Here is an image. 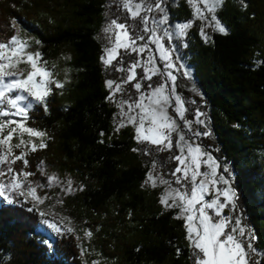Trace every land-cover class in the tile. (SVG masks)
<instances>
[{
	"label": "trees",
	"instance_id": "trees-1",
	"mask_svg": "<svg viewBox=\"0 0 264 264\" xmlns=\"http://www.w3.org/2000/svg\"><path fill=\"white\" fill-rule=\"evenodd\" d=\"M105 6L106 0H0V41L15 34L16 20L39 41L44 61L64 62L67 70L63 87H52L48 110L36 105L29 112L26 125L46 133V147L26 156L28 171L38 175L43 161L77 183L64 202L91 231L87 254L111 264H193L184 221L162 207L158 190L142 187L147 168L133 151L134 130L113 128L97 40ZM173 14L191 18L182 0ZM218 16L228 34L213 33L204 43L191 28L186 58L208 106L210 145L232 172L237 207L264 250V0H224ZM9 196L19 202L0 200V264H84L72 234L48 240L44 217Z\"/></svg>",
	"mask_w": 264,
	"mask_h": 264
},
{
	"label": "snow or ice",
	"instance_id": "snow-or-ice-1",
	"mask_svg": "<svg viewBox=\"0 0 264 264\" xmlns=\"http://www.w3.org/2000/svg\"><path fill=\"white\" fill-rule=\"evenodd\" d=\"M199 2L203 5V9L197 6L196 0H188V3L194 7V17L204 22L200 29L204 41L207 43L211 40L204 30L205 27H211L213 31L227 35L226 26L215 15L217 9L223 6L224 0H199ZM162 3L163 0H154V3H149L148 0H120V6L130 14L131 19L139 18L141 25L139 30L144 34H136L130 30V25L118 22V18L111 19L104 28V32L110 34L106 37L109 43L105 46L104 54L100 59L106 68L115 67L116 71L126 74L120 80L105 81L106 87L111 90L107 99L113 100L117 92L124 91L122 84L134 80L136 83L132 84V87L139 94L135 99L129 97L127 100L117 102L120 109L118 115L121 119L116 130L119 131L120 128L130 124L134 127L136 133L134 139L137 143L155 145L156 151H171L176 148L177 154L169 157L177 162L176 167L171 171L174 180L154 175L156 162L153 161L152 168L146 173L144 185L150 183L153 188L158 184L163 185L160 203L166 208L179 209L175 219L185 222V238L192 249L193 264H259L258 261L252 260L256 249L252 243L255 236L251 230L246 232L239 217L223 213V209L229 205L235 209V191L230 187L223 189L217 187L221 182L228 184V180L217 175L218 162L194 140L186 139L180 124L177 123L176 117L191 131L193 121L185 116L187 111L185 101L176 93L177 76L174 75V72L184 69L182 75L190 77V71L183 63H176L180 57L174 56L176 50L167 44H171L174 38L184 37L186 30L192 27V21L178 25L176 33L161 28L160 26L168 22ZM154 9L163 13L159 19L155 16L142 15V12L151 13ZM205 10L209 15L205 16ZM16 24L17 21L13 20L12 26L15 27ZM150 44L155 45V52L158 53L161 65H157V57L153 55ZM28 47V41L20 38L18 34L12 35L6 41H0V118H4L0 119V149H2L0 165H4L6 169H0V177H8L7 183L0 182V197L9 204L19 201L6 193H15L17 197H25L26 200L32 198L36 203L43 202L44 198L37 195L36 187L28 182V177L33 173L23 168L17 170L11 166L16 161H22L25 167L28 164L24 159L25 153L21 152L17 155L13 152V147L19 149L26 144L23 139L25 133L29 137L46 136L45 132L26 126L29 112L34 104L47 111V98L52 91L51 85L57 88L63 87L61 82L52 79L53 74L45 67L47 62L42 61L41 53L28 52ZM121 49L126 53L137 55V59L131 61L127 67L123 66ZM113 61H117L119 66H113ZM20 63L28 64L30 70L27 72L19 70ZM137 68L143 71L139 79H137L139 75ZM153 76L161 77V82L155 86L152 83L147 84V94L142 92L144 85L140 81H151ZM169 108H172L175 117L169 115ZM202 115L204 113L197 109L196 123L204 124V121L200 120ZM12 117H20V119ZM5 129H8L6 134ZM173 133L176 134L175 144ZM14 134L19 137V143L15 145L11 143ZM202 135H210V132L193 133L195 137ZM27 143L32 145L31 151H35L37 147H46L43 140L39 145L32 143L31 140ZM133 151L140 149L134 148ZM150 151L144 149L146 155ZM202 167L208 170H202ZM48 181L49 184L58 182V178L53 174L48 177ZM67 183L68 190L71 191L72 181L68 180ZM206 196L209 198L206 199ZM221 197L224 198L223 201ZM28 211H33V208H29ZM40 216L44 217L45 213L40 212ZM42 222L57 234L62 232L54 222L47 219ZM66 230L73 231L71 228ZM85 236L90 237L91 232L85 230ZM43 243L47 244L48 241ZM179 252L180 250L177 249L178 254Z\"/></svg>",
	"mask_w": 264,
	"mask_h": 264
},
{
	"label": "rangeland",
	"instance_id": "rangeland-1",
	"mask_svg": "<svg viewBox=\"0 0 264 264\" xmlns=\"http://www.w3.org/2000/svg\"><path fill=\"white\" fill-rule=\"evenodd\" d=\"M179 1L181 0H163L162 7L165 9L168 22L160 26L161 28H167L172 33H176L178 25L192 21V27L186 30V35L184 37H181L178 39L174 38L171 44H167V46L174 48L176 50L174 53V56L178 55L180 57L179 61H176V63L177 64L183 63L186 66L187 70L190 71V77H184L182 75V72L184 71V69H182L179 72H174V75L177 76L176 89H175L176 93L179 94L182 97V99L185 101V107L187 109V111L185 112V116L188 120L193 121L191 125V131H189L188 128L184 127L183 121L179 120L178 117H176L177 123L180 124L181 130L183 131V134L185 135L186 139H188L189 141L194 140L195 143L199 144L204 151L211 153L213 158L218 162L219 167L217 169V175L223 176L226 180H228V184H224L221 182L217 185V187L221 189L230 187L231 189L235 191V205H236L235 209H232L231 205H229L223 209V213L226 215H231L233 217H239V219L241 220L242 226L245 227L246 232H247L248 230H251V228L247 225L245 219L242 217L237 207V204H236L237 191L233 185V174L230 171L229 167L226 164H224L220 159L217 158L213 146L210 145L209 141L211 140V133L210 135H207V136H203V135L199 137L193 136V133L195 131L211 132L209 118H208V106L203 101L198 91V87L195 84L192 67L188 64L187 58H186V49L189 44L188 43L189 37H190L189 31L191 28H194L197 31V34L199 35L201 40L204 43H206L200 35V29L203 26L204 22L194 17V7L188 3V0H182V1H184L187 4L188 9L190 10V13H191V18L189 20L176 19L174 17L173 10L174 8L177 7V4ZM148 2L154 3V0H148ZM196 2H197V6L203 9V5L199 2V0H196ZM220 8L217 9V11L215 12V15L218 17L219 20L220 18L218 16V12ZM204 14L205 16L209 15L206 10ZM142 15H148L149 17L155 16L157 19H159L163 15V13H160L158 10L154 9L151 13L142 12ZM104 18H105L104 24L97 34V40L101 44L102 51L104 50L105 46L108 45L109 43L106 37L110 34H106L104 32V28L108 25L111 19L118 18V22L127 23L128 25L131 26L130 30L134 31L136 34H144L139 30L141 27L139 18L131 19L130 14L120 6V0H106ZM151 26L156 27V25H151ZM14 29H15V34H18L20 38L28 41V44H29V47L27 49L28 52L39 51L41 53V44L37 43V41L34 40L27 31H22L18 23L16 24ZM204 30L211 37V40L207 43H211L213 33H219L217 31H213L211 27H205ZM138 43H143V42L138 41ZM149 47L153 49V55L157 57L156 59L157 65H161V62L158 59V53L155 52V45L150 44ZM120 53H121V56L123 57L124 67H127L131 61L137 59L136 53H126L122 49L120 50ZM103 54H104V51H103ZM41 59H42V54H41ZM61 59L62 61H66L67 57L65 55H62ZM117 59L119 60L120 57H118ZM141 59L143 60V57H141ZM42 61L44 60L42 59ZM62 63L64 64V62ZM62 63H58V64L46 63L45 65V67H47L48 70L52 72L53 74L52 79L59 81V82H61V80L67 76L66 65H62ZM113 66H119L117 65V61H113ZM103 67L106 73V80L108 79L120 80L126 75L123 72L116 71L115 67L106 68L104 63H103ZM19 70L27 72L28 70H30L29 65L26 63H20ZM136 71L139 74L137 79H139V77L143 75V71L141 68H137ZM140 82L144 85L141 91L147 94V91H148L147 84L152 83L155 86L156 84H159L161 82V77L153 76L151 81H140ZM134 83H136L135 80L128 84H122V88L124 89V91L117 92L113 100L107 99L108 102L115 109V112L112 118V124H113V128L115 131H117L116 128H117L119 120L121 119V117L118 115L120 109L117 106V102L120 100H127L129 99V97H131L132 99H135L139 95L136 92V90L132 87V84ZM52 87H55V85H51V88ZM106 89L108 91V96H109L111 90H109L107 87ZM145 103H147V101H145ZM35 106L36 104H34L33 107ZM197 109H199L201 113H204V115L200 116V120H203L204 124H198L195 122ZM125 110H127L126 106H125ZM168 112H169V115L175 117V113L172 111V108H169ZM12 118L17 119V120L20 119V117H12ZM0 119H4V118H0ZM126 127H130L134 130V127L130 124L127 125ZM122 128H120L119 130H121ZM7 131L8 129H5V134ZM134 134L136 135L135 130H134ZM23 139L25 140L26 144L22 145L21 148L19 149L13 147V152L17 155L20 154L21 152L25 153L24 159H26V156H28L31 152H33L31 151L32 145L27 142L31 140L32 143L39 145L41 140H43L44 142L45 136L44 137H35V136L29 137V135L25 133L23 135ZM175 139H176V134L173 133V143L174 144H175ZM11 143L13 145H15L16 143H19L18 135L14 134ZM156 147L157 146L150 145L148 143H138L137 149H140V151H137V152L142 155L144 159V165L147 168V172L152 168V163L153 161H155L156 170H155L154 175H161L165 179L174 180V177L171 176V171L176 167L177 162L169 159V157L177 154L176 148L174 147L171 151H156ZM39 148L40 147H37V149ZM144 149H150L151 151L149 152V154L146 155L144 152ZM0 151H2V149H0ZM20 162L22 164L21 168H23L25 171H28L27 166L25 167L23 165V162L22 161ZM225 169H227V171H225ZM36 170L38 171V175L33 174L32 176L28 177V182H30L33 187H36L37 195L44 198L43 202L36 203L32 198H28L26 200L25 197H21L22 201L24 203L29 204L39 214L40 212L45 213L44 219H47L50 222H54L58 227H60L62 229L61 234H72L74 236L77 244L80 246V252H81L82 258L84 259V264H111L110 262L103 260L101 257H95L93 252L87 254L86 244L89 243L91 236L90 237L85 236V230H87L88 232H91V231L85 224H83L82 221L76 218L71 213L69 208L65 205V202H64L65 198L67 196L74 194L78 190L77 183L69 175H60L57 171L47 166L43 161L37 164ZM202 170H208V169H205L202 167ZM53 174H55V176L58 178V182H52L51 184H49L48 177L52 176ZM177 175H181V174H177ZM68 180L72 181L71 191L68 190V187H69L67 183ZM2 182L7 183L8 181H2ZM173 186L177 187V185H173ZM144 188L158 190V193H159L158 198L160 202V195L164 188L163 185L158 184L157 187L153 188L151 184L149 183L147 185H144ZM10 194L12 193H6V195H10ZM208 198L209 197L206 196V199ZM0 200L5 201L3 197H0ZM223 200L224 198L221 197V201ZM34 203H36L35 207H33ZM162 207L164 209H173L175 211V216L177 215L179 211V209L177 208H166L164 205H162ZM44 227L46 229V230H43L45 232V236L48 238V240H51V237H52L51 234H57V233L54 232L52 229L48 228L47 225L45 224H44ZM67 228H71L73 229V231L68 232L66 230ZM251 233L253 234L252 230H251ZM252 243L256 249V252L252 256V260L254 262L258 261L259 264H264V250H261L259 247H257L254 243V240L252 241ZM87 255L93 258L89 259Z\"/></svg>",
	"mask_w": 264,
	"mask_h": 264
}]
</instances>
